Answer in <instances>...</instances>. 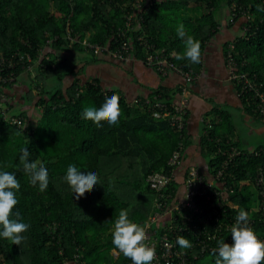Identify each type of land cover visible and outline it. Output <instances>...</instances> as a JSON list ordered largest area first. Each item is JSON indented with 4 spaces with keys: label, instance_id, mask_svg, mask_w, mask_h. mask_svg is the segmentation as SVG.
Returning <instances> with one entry per match:
<instances>
[{
    "label": "trees",
    "instance_id": "16d2710c",
    "mask_svg": "<svg viewBox=\"0 0 264 264\" xmlns=\"http://www.w3.org/2000/svg\"><path fill=\"white\" fill-rule=\"evenodd\" d=\"M258 5L264 7V0H0V75L15 76L0 80V171L13 173L20 183L18 203L10 218L18 211L20 222L29 225L21 234L20 245L0 237V264L128 262L112 243L114 221L125 209L129 219L141 225L156 209L157 192L147 177L155 171L170 173L173 166L168 159L179 141L183 140V154L191 142L187 129L189 94L185 111L180 113L184 126L175 127L170 116L181 104L184 88L190 91L199 77L207 41L222 23L241 25L239 34L223 42L226 65L233 44L238 70L251 78L256 76L264 85V12L257 11ZM180 24L186 36L200 42V63L175 58L184 51L176 31ZM124 41L128 49L121 46ZM72 50L87 55L78 68L68 64V51ZM161 51L192 70L194 78L187 80L174 70L163 74L148 64V55ZM105 56L113 62L138 59L162 76L175 72L182 81L174 87L161 84L148 95L128 99L119 88L109 87L97 74L86 72L89 64ZM22 77L27 78L28 91L20 94L17 102L8 89ZM233 83L238 91L239 84ZM154 94L167 104V116L149 109L146 99H153ZM112 95L119 96L121 109L116 125L102 122L103 127H97L81 117L83 108H99ZM240 97L249 111L264 116L246 96ZM208 114L210 120L204 123L200 137L207 167L200 170L211 177L224 157L217 140L231 142L234 126L230 114L217 105ZM22 148L29 149L30 161L48 170L45 191L29 183L19 160ZM69 165L98 175L100 183L79 200L64 180ZM259 166H264V153L240 155L225 176V183L233 187L231 198L238 211L249 213L251 203L259 197L257 190L256 198L250 190ZM186 175L187 171L175 178L170 189L180 188ZM249 215L255 218L256 235L264 238L261 211ZM214 249L189 264L204 259L206 264H215ZM113 250L118 252L116 256Z\"/></svg>",
    "mask_w": 264,
    "mask_h": 264
},
{
    "label": "built area",
    "instance_id": "2783aa9c",
    "mask_svg": "<svg viewBox=\"0 0 264 264\" xmlns=\"http://www.w3.org/2000/svg\"><path fill=\"white\" fill-rule=\"evenodd\" d=\"M121 46L128 49L126 41ZM99 47L97 45V48ZM233 47L234 45L231 44L227 53L229 77L239 84V95L246 96L247 102L252 103L254 109L264 114L263 82L256 76L251 78L246 71L238 70ZM115 54L120 55V52ZM26 57L30 60L31 54ZM147 62L163 74L174 70L184 75L187 80L194 78L192 70L184 69L162 51L150 53ZM29 67L31 68V65ZM14 77L1 74L0 80H12ZM187 94L188 89L184 88L181 104L176 105L175 111L170 116L171 123L178 129L184 126L180 113L185 111ZM153 96V99L150 97L146 99L149 109H155L158 114L167 116L170 112L167 104L159 99L158 94ZM12 119L19 121L17 116H13ZM218 141V151L224 157L217 172L211 177L201 172L198 166L191 165L187 169L183 185L177 190L170 189V184L178 177L177 166L183 157L182 139L179 141V147L173 150L168 159V163L173 166L172 171L170 173L155 171L148 175L147 179L151 187L157 192L156 209L141 226L147 225L145 243L155 249L156 256L151 264H189L191 259L198 258L211 248H217L219 240L232 243L230 229L235 223L238 204L231 198L233 187L225 183V176L238 156L264 153V145L244 151L229 140L225 142L226 145L220 138ZM254 185L259 194L257 210L261 211L264 218V166H259ZM254 225L255 218L249 215V226L253 229ZM181 235L190 241L191 248L182 249L179 246L177 237ZM257 237L264 240L260 236ZM112 253L116 256L118 252L113 250ZM126 264H132L130 258Z\"/></svg>",
    "mask_w": 264,
    "mask_h": 264
},
{
    "label": "crops",
    "instance_id": "0c3cea01",
    "mask_svg": "<svg viewBox=\"0 0 264 264\" xmlns=\"http://www.w3.org/2000/svg\"><path fill=\"white\" fill-rule=\"evenodd\" d=\"M219 31L216 32L205 46L202 58V70L199 77L191 85L188 91L190 98V110L187 120L190 144L186 147L183 157L177 166L178 177L183 176L191 165L206 169L207 156L201 153L200 137L203 132L205 122L210 120L209 111L214 105L219 106L230 114L231 122L234 126L231 143L244 151L264 145V116L249 111L243 99L239 95L235 84L229 77V70L225 63L223 53V42L241 31V25L235 23L227 25L222 23ZM68 64L80 67L85 62L87 56L84 52L72 50L68 51ZM101 58V57H100ZM102 60L95 61L87 66L86 72L97 74L102 78L105 85L112 88H119L127 95L128 99L136 95H148L151 90L161 84L174 87L180 84L182 77L175 72L165 76L160 75L155 69L145 65L138 59H129L117 62L125 66L121 68L115 65V61L102 57ZM99 60V59H98ZM127 70H134L135 78L128 77ZM133 72V71H132ZM27 78L22 77L19 82L9 87L14 101H19L20 94L28 91ZM17 101V102H18ZM25 102V100H24ZM24 105L29 109L28 103ZM183 179V177H182ZM250 190L256 198V187L250 185ZM258 196L250 205L249 213L257 210Z\"/></svg>",
    "mask_w": 264,
    "mask_h": 264
},
{
    "label": "clouds",
    "instance_id": "9594fccd",
    "mask_svg": "<svg viewBox=\"0 0 264 264\" xmlns=\"http://www.w3.org/2000/svg\"><path fill=\"white\" fill-rule=\"evenodd\" d=\"M257 11L264 12V7L257 6ZM177 35L182 39L184 51L176 54L177 60H188L197 64L201 61V44L194 37L186 36L183 24L177 29ZM121 115L119 96L112 95L106 98L99 108L87 106L83 108L81 117L95 123L97 127H103L102 122L109 126L116 125ZM19 157L24 173L29 178L32 186H39L41 192L45 191L49 184L48 170L43 164L30 161L28 148L21 149ZM64 180L74 194L75 200H79L86 193L93 190L99 182L95 172L78 170L76 165H69ZM20 189V183L16 176L8 171H0V237L9 240L12 244L20 245L23 240L22 233L26 232L29 225L20 222V212L13 216V209L17 205L16 192ZM147 225H139L129 219L125 209L119 211L112 230L113 245L132 264H151L155 259V249L148 246L145 241ZM232 243L219 240L218 247L213 250L216 256L215 264H261L264 261V240L257 237L255 231L249 226V213L240 209L235 217V223L230 229ZM177 243L182 249L191 248L192 245L185 236L177 237Z\"/></svg>",
    "mask_w": 264,
    "mask_h": 264
},
{
    "label": "rangeland",
    "instance_id": "374dc122",
    "mask_svg": "<svg viewBox=\"0 0 264 264\" xmlns=\"http://www.w3.org/2000/svg\"><path fill=\"white\" fill-rule=\"evenodd\" d=\"M230 21H232V19L230 20ZM115 65H117V66H119V67H121V68H124L125 66H123V65H120V64H118L117 62H115ZM133 71V72H132ZM127 70L126 71V74H127V76L128 77H132V78H135L136 79V81H137V79H138V75H135V72H134V70ZM35 91H36V87H35V89H34ZM186 100H188V97H186ZM206 259H204V260H202L200 263H198V264H206Z\"/></svg>",
    "mask_w": 264,
    "mask_h": 264
},
{
    "label": "bare ground",
    "instance_id": "6f19581e",
    "mask_svg": "<svg viewBox=\"0 0 264 264\" xmlns=\"http://www.w3.org/2000/svg\"><path fill=\"white\" fill-rule=\"evenodd\" d=\"M172 102V101H171ZM152 112V111H151ZM168 121V120H167ZM183 134V133H182Z\"/></svg>",
    "mask_w": 264,
    "mask_h": 264
}]
</instances>
